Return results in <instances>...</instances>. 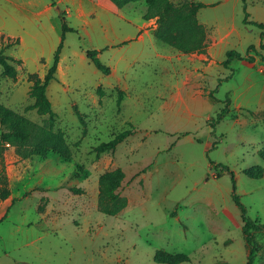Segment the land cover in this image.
I'll use <instances>...</instances> for the list:
<instances>
[{"label":"rangeland","instance_id":"obj_1","mask_svg":"<svg viewBox=\"0 0 264 264\" xmlns=\"http://www.w3.org/2000/svg\"><path fill=\"white\" fill-rule=\"evenodd\" d=\"M31 1L38 7L28 18L17 14L18 22L9 25L14 9L0 0V47L11 44L4 55L21 61L10 62L15 79L0 67V104L36 133L16 146L1 141L6 129L0 127V264H165L175 254L189 258L181 264H247L231 176L212 165L233 174L247 216L264 223V63L256 56L253 63L221 65L227 51L244 55L249 45L258 46L260 31L242 20L245 13L263 19L264 0H169L174 6L204 5L196 19L209 43L216 42L211 57L158 40L157 18H143L145 0L120 9L113 4V13L85 0ZM48 4L50 11L44 10ZM77 8L91 14L76 18ZM22 23L28 26L20 34ZM62 23L72 31L64 33L55 79L46 89L55 113L50 124L48 115L29 108L34 99L28 75L43 78L51 66ZM128 23L145 24L144 40L107 48L115 35L136 38ZM10 30L23 41L5 39ZM87 50L99 53L108 75L95 68ZM36 53L43 57L36 61ZM231 69L233 76L224 81ZM227 104V117L213 127ZM125 130L133 134L114 151L96 153ZM48 132L62 136L70 157L49 150L24 158ZM257 168L261 177L246 175ZM116 169L123 177L115 193L126 206L108 216L98 207L99 178ZM252 235V264H264V229Z\"/></svg>","mask_w":264,"mask_h":264},{"label":"trees","instance_id":"obj_2","mask_svg":"<svg viewBox=\"0 0 264 264\" xmlns=\"http://www.w3.org/2000/svg\"><path fill=\"white\" fill-rule=\"evenodd\" d=\"M137 0H111V2L117 8H123L129 2ZM243 5L244 0H241ZM147 4V12L143 16L145 20L151 18H157V28L154 32L155 37L161 41H171L175 49L188 53H198L204 54L206 48L209 44L207 38V32L205 28L198 24L196 19V13L204 6L200 2L192 1L182 3L180 6H174L169 0H145ZM242 24L244 26H249L256 28L260 31V42L258 46L249 45L246 49L244 55L237 52L236 50H229L226 52V58L221 62L223 68L229 69L231 63L236 61H244L247 63H253L255 57H259L264 63V23H258L249 18V15L245 13ZM62 34L60 37V42L54 52L53 60L51 66L48 68L47 72L40 78L37 74H29L28 78L32 82L29 89V97L34 99L33 104L29 107L30 109H35L39 115H48L50 124L53 122L55 113L53 112L51 102L46 95V89L50 81L55 79V73L57 65L59 63L60 51L63 46L64 33L72 31L71 28L67 27L65 23L61 26ZM176 33L174 37L172 34ZM18 42V39H16ZM11 47V44H2L0 47V67L2 68V74L8 78L15 79L16 70L10 64L15 63L19 65L20 60L14 59L13 57L4 55V51ZM253 52L254 55L249 53ZM86 57L91 61L95 68L101 71L103 74L108 75L110 73V68L103 65L98 57V52L95 50H87L85 52ZM234 72L231 69V74L226 76L223 80L227 81L233 76ZM220 79V81H223ZM211 98L212 93L209 95ZM228 102V101H227ZM227 106L221 110L217 115L216 119L213 120V127L219 121L227 117L229 109ZM0 127L6 129V131L1 133V141L12 143L16 146L28 144L29 141L36 137L35 126L31 124L28 120L21 117L11 109L0 104ZM133 134L130 130H125L117 134L112 140L108 142H103L99 144L95 151L97 154L112 152L117 145L121 144L125 139ZM214 145H212V148ZM49 150L57 151L64 158H69L70 153L63 142L62 136L57 133L48 132L39 141V147L32 153L24 154V158L31 155H42ZM260 156L264 158V150L261 151ZM215 168H219L221 172L227 171L231 176L232 181V195L231 198L234 204L240 210V217L242 221V234L245 244L248 248L247 254V264H252V258L255 253V248L253 246V235L252 232L264 229V223L259 220L251 219L247 216L245 207L240 202V198L235 194V183L233 174L222 165H212ZM262 170L257 168L255 172L250 169L246 172V175L250 178H259L262 175ZM219 176L218 174L216 175ZM122 172L120 169H116L111 172L104 173L99 178V200L98 207L101 213L113 216L116 215L120 210L126 206V199L120 197L115 193V190L119 187L122 180ZM73 191L80 192L77 189ZM5 214L2 216L3 219ZM165 264H181L189 262V258L182 254L170 255ZM157 263H161L158 262ZM220 264V263H219Z\"/></svg>","mask_w":264,"mask_h":264},{"label":"crops","instance_id":"obj_3","mask_svg":"<svg viewBox=\"0 0 264 264\" xmlns=\"http://www.w3.org/2000/svg\"><path fill=\"white\" fill-rule=\"evenodd\" d=\"M4 1L6 3V7L9 10L14 9L13 13L12 12H8V14H9L8 15V22H5V23H8L9 25H11L12 22L17 23L18 22V18H17L18 16L21 17L22 19L28 18V16L32 13V10H34V8L38 7V4L36 2H34V1H31V0H27V1L26 0H4ZM85 1H87L91 5V7L101 8V9H104V10L109 11L111 13H113L114 11L117 10V8L113 5V3L110 0H85ZM56 2L58 4H63V3H68V2L70 4H73L72 0H57ZM50 8H51L50 4L44 6V10H46V11H50ZM56 9H58V8L56 7ZM66 11L69 12L68 15H69V17H71V13L68 10V8L66 9ZM17 14H18V16L16 17ZM88 14H91V11L86 14L83 11L78 10V8H77L75 10V15L74 16L76 18H79V17L82 18V17L85 16V19H86V16ZM255 20H257L258 23H264V17H263V19H258L257 18ZM84 22H85V24H88L87 20H85ZM2 23L4 24V22H2ZM8 24H4V25H8ZM128 24L130 26L134 27L135 30L137 31L136 38H134L133 36L128 35V34L125 35V36L123 35V37H119V36L115 35V40H110V44L107 45V48H114V49L117 50V49H121V48H125V47L129 46L133 41L142 42L144 40L143 35L146 34L147 32H149V30L146 31L144 29V25L145 24L144 23H142L141 25H135V24H132V23H128ZM20 26H21L20 34H22L23 29L26 28L28 25H27V23L26 24L22 23V24H20ZM50 28L52 29L53 26L51 25ZM20 34L10 30L8 34L4 35V37L6 36L5 39L12 40L13 38H17V36H19ZM33 38L36 41L39 40V38L36 37V36L33 37ZM17 39H19V38H17ZM22 41H23L22 38H20L19 42L21 43ZM259 42H260V39H259ZM215 43L216 42L209 43L207 48H206L205 53L202 54V55H205L207 57L208 56L211 57L210 54H209V48L211 47V45H215ZM52 49H54V48H52ZM52 49H51V52L53 51ZM98 56H99V53L97 54V57ZM42 57H43L42 54L36 53L35 60L37 61V60H39ZM22 61H24V60H22ZM59 63H58V65H59ZM259 73H262V71H259Z\"/></svg>","mask_w":264,"mask_h":264}]
</instances>
